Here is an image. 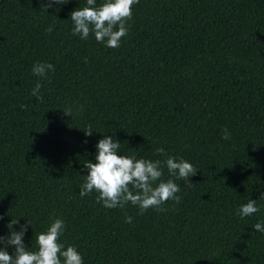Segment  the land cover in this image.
I'll list each match as a JSON object with an SVG mask.
<instances>
[{
	"label": "trees",
	"instance_id": "16d2710c",
	"mask_svg": "<svg viewBox=\"0 0 264 264\" xmlns=\"http://www.w3.org/2000/svg\"><path fill=\"white\" fill-rule=\"evenodd\" d=\"M46 4L0 0V236L27 221L35 251L59 218L60 242L83 264H264L253 228L264 222V0H139L118 48L71 34L69 14L86 0ZM36 62L55 71L41 79ZM106 135L123 155L183 158L192 186L163 167L181 200L143 215L81 197L83 166ZM249 199L260 211L241 218Z\"/></svg>",
	"mask_w": 264,
	"mask_h": 264
},
{
	"label": "clouds",
	"instance_id": "9594fccd",
	"mask_svg": "<svg viewBox=\"0 0 264 264\" xmlns=\"http://www.w3.org/2000/svg\"><path fill=\"white\" fill-rule=\"evenodd\" d=\"M138 2L139 0H103L102 4L97 5L96 0H86V6L78 7L69 14L73 25L71 34L81 40H87L91 34L106 47L118 48L121 39L128 35L127 22L132 19V8ZM66 3L68 0H47L46 7ZM52 31V26L46 29L48 33ZM54 71V65L46 62H36L32 66V74L41 79H46L47 74ZM41 87L38 82L31 92L38 100L42 99L38 95ZM63 114L70 117L71 109H66ZM223 133V139H230L227 129ZM92 134V127L89 125L84 135ZM95 148V163L86 161L83 166L86 175L82 176L84 182L79 195L84 197L95 192L96 203L106 209L123 208L130 203L139 208L140 215L149 208L164 211L161 207L163 204L168 201L179 203L181 197L177 195L180 187L173 179H161L163 167L167 168L170 176L185 181L188 186H192L188 183L189 178L197 173L191 163L183 158L169 156L163 148L157 149V153L166 157L163 162L137 158L134 151H129L133 155L120 154L121 144L111 135L100 139ZM259 199H264V193ZM256 205V200L249 199L237 209V214L241 218L249 217L260 211ZM131 219L127 217L126 222L130 223ZM18 223L19 220L12 219L7 225L8 236H0V244L4 246L0 248V264H83V258L74 246L66 247L60 242L65 230L62 219H53L46 230L36 235L35 251L26 248L23 243L29 223L26 221L20 225L19 231L12 230ZM253 228L256 232L264 233V222H257ZM9 246L14 247L11 255L5 250Z\"/></svg>",
	"mask_w": 264,
	"mask_h": 264
}]
</instances>
